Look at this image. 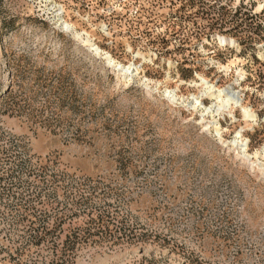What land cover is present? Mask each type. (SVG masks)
I'll return each instance as SVG.
<instances>
[{
    "label": "rangeland",
    "instance_id": "1",
    "mask_svg": "<svg viewBox=\"0 0 264 264\" xmlns=\"http://www.w3.org/2000/svg\"><path fill=\"white\" fill-rule=\"evenodd\" d=\"M262 78L264 0H0V264H264Z\"/></svg>",
    "mask_w": 264,
    "mask_h": 264
},
{
    "label": "bare ground",
    "instance_id": "2",
    "mask_svg": "<svg viewBox=\"0 0 264 264\" xmlns=\"http://www.w3.org/2000/svg\"><path fill=\"white\" fill-rule=\"evenodd\" d=\"M64 26L66 29H69L70 26L68 24H65L64 23ZM79 36V35H77ZM219 42L221 43H230V44H233V41L231 39H227L225 37H218L217 38ZM95 53H98V50L97 49H94L93 50ZM107 60V63L110 64V65H113L112 64V60L110 58H106ZM119 68V72L121 73V75H125L126 73L129 72V68H123V67H118ZM213 87L212 86H209V87H206L205 91H210ZM214 97L215 99L219 102V103H223V104H227L228 102H234V104H237L239 103V98L238 96L236 95V93L234 92H231V91H228L227 94H225V92L223 90H217L215 93H214ZM223 106V105H222ZM244 114H247L248 115V112L246 110H243Z\"/></svg>",
    "mask_w": 264,
    "mask_h": 264
},
{
    "label": "trees",
    "instance_id": "3",
    "mask_svg": "<svg viewBox=\"0 0 264 264\" xmlns=\"http://www.w3.org/2000/svg\"><path fill=\"white\" fill-rule=\"evenodd\" d=\"M264 78H262V80H263ZM264 82V81H263ZM262 84H264V83H262ZM7 96V95H6ZM91 223H95L94 222V220H89ZM78 231H82V230H78ZM104 232H106V231H104ZM103 233V232H102ZM78 239V235L77 234H71V235H68L67 237H66V239H65V244L63 245V249L65 250V251H68V250H71V249H69V248H73L74 247V245H75V242H76V240ZM55 251H56V248L54 249ZM55 251H54V253H55ZM57 252V251H56ZM53 253V254H54ZM54 257H56L57 258V260L56 261H61L62 259H61V255L59 256V254L58 253H55V255H53ZM55 262V261H54ZM65 262L62 260V262H61V264H64Z\"/></svg>",
    "mask_w": 264,
    "mask_h": 264
}]
</instances>
